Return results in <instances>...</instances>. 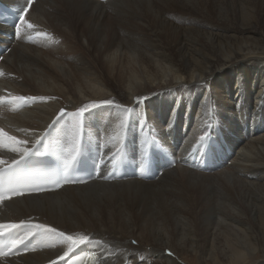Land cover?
Returning a JSON list of instances; mask_svg holds the SVG:
<instances>
[{
	"label": "bare ground",
	"instance_id": "obj_1",
	"mask_svg": "<svg viewBox=\"0 0 264 264\" xmlns=\"http://www.w3.org/2000/svg\"><path fill=\"white\" fill-rule=\"evenodd\" d=\"M0 3L26 12L0 25V130L31 146L63 109L42 151L64 159L79 139L97 167L88 184L0 202V224L89 241L64 256L69 242L35 229L0 264H264V0ZM90 103L74 135L67 113Z\"/></svg>",
	"mask_w": 264,
	"mask_h": 264
},
{
	"label": "snow or ice",
	"instance_id": "obj_2",
	"mask_svg": "<svg viewBox=\"0 0 264 264\" xmlns=\"http://www.w3.org/2000/svg\"><path fill=\"white\" fill-rule=\"evenodd\" d=\"M33 3V0H28V7L31 6ZM27 10V9H25ZM23 16H21V20H23ZM28 27H32L31 24L28 25ZM19 31V29H17ZM16 101H25V100H35L37 98L35 97H14L13 98ZM103 103H111L109 101H105ZM99 105L95 103L86 104L82 107H80L76 112H69L67 115L69 117H73V128H74V135L76 133L82 132V126L83 121L85 118L86 113L90 112L91 110H94ZM117 107H120L119 105ZM128 111H132V109H128ZM65 115V111L61 109L60 114L57 116L56 120H53L52 124H49L47 129L43 133H41L39 136H37L33 143H31V146H29L28 140H19L15 139L14 137L7 136L6 133L3 132V130H0V137H4L7 141V143H4L3 141H0V146L8 148L9 151L16 153V157L11 158L10 160L6 159H0V169H3L0 171V185L4 183V173L7 172V176L9 177V183H11V178L13 177H19L25 169L29 167L39 166L40 162L36 160V157L44 156L48 153L42 151V149L48 144V141L51 137V134L53 131H55V125L59 121L61 117ZM202 141H206L205 137H201ZM49 149L51 154H56L55 151V144L49 145ZM81 150V144L79 142V139L76 140L74 144H71L67 151V158L63 159V171L65 175L61 176L59 179L55 181V187L59 188L62 187L63 184L66 183H82L83 181H73L68 178L66 173L68 172L69 168L72 166L73 162L76 160V154L79 153ZM116 161L113 160V164L115 165ZM6 166V167H5ZM34 191L41 192L46 190H51L50 188L46 186L36 187L33 189ZM24 191L19 188H13L11 191H9L8 195L0 194V202L4 201L5 199H11L12 196H22L24 195ZM35 229L43 230L44 232L53 233L55 232L56 235L62 236L65 241L69 242L68 251L64 253V256H68L69 252L73 251V246L78 244H83L85 242L89 241V236L82 235L79 237H74L72 235H66L63 232H57L56 229L51 227H46L42 224H36L33 226ZM4 229H8L9 231L13 229H21L24 234L19 235L18 233H14L15 238L12 240V246L13 248H16L17 245H25V241L30 237L34 236L37 233L33 231H29L25 226L24 222H21V224H0V235L4 234ZM97 243H99L97 241ZM135 243V241H133ZM27 245H25V249H27ZM16 251H20V249H16ZM8 252L0 251V256H7ZM60 259H63V257H60ZM52 264H55V261L52 262ZM74 264V262H72Z\"/></svg>",
	"mask_w": 264,
	"mask_h": 264
},
{
	"label": "rangeland",
	"instance_id": "obj_3",
	"mask_svg": "<svg viewBox=\"0 0 264 264\" xmlns=\"http://www.w3.org/2000/svg\"><path fill=\"white\" fill-rule=\"evenodd\" d=\"M253 101H254V96L252 95V102H253ZM171 106H172V105L170 104L169 107L171 108ZM183 116H184V118H186L187 115L184 114ZM214 116H216V115H214ZM193 118H195V112L192 113V118H191V119H193ZM216 118H217V117H216ZM217 120H218V119H216L215 123H218V124H219V123H223V121H221L220 119H219L220 122H219V120H218V122H217ZM190 121H191V120H190ZM248 122H251V119H248ZM223 125H224V124H223ZM168 142L170 143L169 140H168ZM187 169H188V168H187ZM188 170H189V169H188ZM189 171H190V172H194V171H192V170H189ZM35 220H36V219H35ZM35 220H33V218H28V219H26L25 221H32V222H35V223L37 224V221H35ZM4 223H5V222H4ZM30 231H35V228L32 227V228L30 229ZM190 264H192V263H190Z\"/></svg>",
	"mask_w": 264,
	"mask_h": 264
}]
</instances>
